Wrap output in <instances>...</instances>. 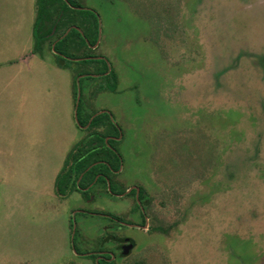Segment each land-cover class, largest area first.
I'll list each match as a JSON object with an SVG mask.
<instances>
[{
  "label": "rangeland",
  "instance_id": "obj_1",
  "mask_svg": "<svg viewBox=\"0 0 264 264\" xmlns=\"http://www.w3.org/2000/svg\"><path fill=\"white\" fill-rule=\"evenodd\" d=\"M74 1L71 16L100 18L94 55L119 92H98L90 48L71 37L66 69L49 43L36 51L39 0H0V264H91L72 226L94 251L99 220L79 209L97 205L58 198L55 182L90 133L78 115L102 111L161 227L136 264H264V0Z\"/></svg>",
  "mask_w": 264,
  "mask_h": 264
},
{
  "label": "flooded vegetation",
  "instance_id": "obj_2",
  "mask_svg": "<svg viewBox=\"0 0 264 264\" xmlns=\"http://www.w3.org/2000/svg\"><path fill=\"white\" fill-rule=\"evenodd\" d=\"M64 1L69 4L68 0ZM69 6L75 10L82 9L80 6L73 7L71 4H69ZM94 14L98 17L99 24V38L96 44H88V39L85 37V28H88L87 16L80 18V21H78L79 24H73L75 17L74 14L71 16L72 14L69 12L67 20L70 19L72 23L68 24L69 29H67L65 36H68L73 30H75L79 33L80 37L71 35V38L74 39V44L76 45L74 49L77 50L78 48H81L82 45L90 48L89 55L94 58L90 63L94 66V68H91L92 73L97 75V80H105L104 85H98L100 86L98 92L100 93L101 90H107L108 93H116L119 92L116 91L119 79L118 73L113 71L112 67L109 66L107 58L94 55V51L99 47L101 42L100 18L95 12ZM33 34L35 37V27ZM61 38L63 37H60V40L56 39L50 48L51 52L54 53V56L58 57L60 67L66 69L67 65L65 62L67 60L71 61L72 59L67 56V54L54 51L55 46H57L59 41L62 40ZM80 38L82 40H79ZM73 46V43L71 46L65 44V52H67V50L71 51ZM96 61L105 62V67L102 68L101 71L94 65L97 63ZM95 69L98 70V72H94ZM89 77L95 79V77ZM93 89L94 88L90 89L89 85L88 90ZM107 91L102 93H107ZM89 98L93 99V95ZM78 126L82 131L90 132L87 137L81 140L78 144L83 142L84 144L86 143V146L88 147L90 145L89 143H92V148L94 150L90 151L86 157L90 156L92 153L96 154L97 156L92 159V163L94 166L98 165L100 170L85 171L82 173H79L78 171L65 173L67 177L63 181L65 185L62 187V192H59L56 188L58 176L55 182V195L62 200H67L71 198L74 193H78V195H81L84 203L88 202L89 206L97 205V210L80 208L79 211L80 214L84 216L87 215L98 219L99 224L96 229L97 237L95 241H93V247L97 248L91 252L86 250V253L80 252L77 248L75 244L76 231L72 226V249L77 257L89 259L91 260V264H136L134 262L136 258L134 257H138V254L141 256L145 251L147 253L152 251L154 246V233L156 231H161V227H154L153 224L157 219L154 213L152 197L146 184H143V182L134 183L131 180L128 181L124 176L122 169L124 159L122 151L120 150V145L124 140V137L122 136L123 128L121 125L114 122L112 114L109 111L85 115L81 121L79 119ZM104 133L108 134L103 136L102 134ZM103 141L104 144L102 143ZM118 163L119 167L117 168ZM74 185L75 188H73ZM118 202L125 203L124 211L110 212L108 209L111 206L118 204ZM127 230H131L133 233H135V230L141 231V233L147 238L148 242H140L133 234H128L126 232ZM88 231L84 228L81 232V236L86 237L84 238L83 244L87 242ZM20 264L34 263L31 261H23Z\"/></svg>",
  "mask_w": 264,
  "mask_h": 264
},
{
  "label": "trees",
  "instance_id": "obj_3",
  "mask_svg": "<svg viewBox=\"0 0 264 264\" xmlns=\"http://www.w3.org/2000/svg\"><path fill=\"white\" fill-rule=\"evenodd\" d=\"M69 4L73 7H78L79 5L74 0H68ZM68 2L64 0H39L38 2V17L35 25V39H36V51H41L43 47L49 43L50 46L55 42L56 39L62 40L59 41L57 46H55L54 51H58L62 54H66L64 50V46L68 41V38L71 35H79V33L75 30L72 31L68 36L66 35L67 29H69L68 24L72 23L69 19L67 20V15L69 12H77V10L73 9L69 6ZM83 15L87 16L88 19V28L85 33L86 39H88V44L94 45L98 41L99 38V24H98V17L94 14V12L88 10L86 12L79 11ZM80 18L75 17L73 24H79ZM58 58V57H57ZM80 107V106H79ZM79 112V110H78ZM78 119L79 115H78ZM96 122V121H95ZM79 123V121H78ZM108 133L102 134L106 136ZM104 144V141L102 142ZM87 147L86 143L84 144L81 142L80 144L76 145V147L71 151L69 154L64 168L61 171L56 188L59 192H62V187H64L63 181L66 179L67 172H75L78 171L79 173L85 171H99L100 167L98 165H93V158L97 155L92 153L90 156L86 157L90 151H93L92 143ZM107 146V145H105ZM91 167V168H90ZM119 167V163L117 164V168ZM71 179V178H69ZM75 188V185L73 186Z\"/></svg>",
  "mask_w": 264,
  "mask_h": 264
},
{
  "label": "water",
  "instance_id": "obj_4",
  "mask_svg": "<svg viewBox=\"0 0 264 264\" xmlns=\"http://www.w3.org/2000/svg\"><path fill=\"white\" fill-rule=\"evenodd\" d=\"M80 99V96L78 97V100ZM76 114H77V111H76Z\"/></svg>",
  "mask_w": 264,
  "mask_h": 264
}]
</instances>
